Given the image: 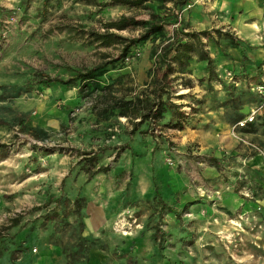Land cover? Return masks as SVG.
<instances>
[{
  "label": "rangeland",
  "instance_id": "374dc122",
  "mask_svg": "<svg viewBox=\"0 0 264 264\" xmlns=\"http://www.w3.org/2000/svg\"><path fill=\"white\" fill-rule=\"evenodd\" d=\"M95 1L108 0H0V264H254L242 263L238 235L227 230L237 224L236 208L219 202L223 191L241 185L235 168L241 160L220 139L223 124L230 125L239 143L264 156V104L254 125L236 124L262 102L252 83L264 75L258 63L264 19L257 42L262 53L253 61L242 57L252 62L249 68L231 65L225 80L214 72L194 92L176 88L188 94L184 99L193 101L199 118H189L180 132L156 126L129 134L128 119L116 109H93V86L112 83L116 95L127 97L128 85L131 94L143 87L174 23L189 24L196 3L210 12L212 0ZM151 10L170 23L131 46L130 53H139L129 61L120 58L118 43L104 46L86 33L122 13L147 19ZM222 28L227 34L219 42L237 43L234 31ZM116 31L136 36L142 26ZM228 58L222 50L214 67ZM94 66L90 78H71ZM211 105H223L226 123L204 118ZM258 127L255 139L235 133ZM212 128H218V145L204 148ZM91 155L95 163L85 159ZM99 166L107 169L95 170ZM15 216L17 224L3 228ZM261 254L257 264H264Z\"/></svg>",
  "mask_w": 264,
  "mask_h": 264
},
{
  "label": "crops",
  "instance_id": "0c3cea01",
  "mask_svg": "<svg viewBox=\"0 0 264 264\" xmlns=\"http://www.w3.org/2000/svg\"><path fill=\"white\" fill-rule=\"evenodd\" d=\"M200 8L201 5L198 3L194 4L192 15L190 16V23L188 24L190 30L218 28L217 26H220L221 29H223L222 27H228L234 31V35L237 38V43L227 42L226 38H223V40L219 42L222 35L218 38L217 34L213 31H211L212 34L210 36L202 37L204 48L217 64L221 63L219 61V55L222 50L228 54L229 58L222 61L221 67H213L216 76L225 80L224 71L231 65H235L239 71L241 67L244 66L249 68L252 62L244 64L242 62V57L246 56L248 60L253 61L258 59L262 53L261 46L257 44L262 37L260 32L261 24L259 25L264 19L262 0H212L209 7L206 6V9L210 12L204 11V9L201 11ZM212 12H214V14H212ZM225 42L227 43L225 44ZM175 73L179 75V77L191 78V85L186 86L191 92L200 89L208 79L212 81V78H209L206 60L199 58L196 52L186 61L183 68ZM151 75L152 73L149 74V79L146 80V82L150 80ZM178 91L177 89L175 94H178ZM182 93H185L183 97L175 96L177 98L176 100H181L176 102L187 103L183 105L181 109H183L184 106H189L188 103L191 105L193 104V101L190 102L184 99L188 94L186 92ZM198 93L194 94L198 95ZM196 103L198 104V102ZM220 108L214 109L211 105L208 107L205 114L201 112L199 114H203L204 118L211 120L215 117L216 121H219V123H226V119L222 114L223 105H221ZM185 111L187 113L186 122L189 118H199L198 112L195 110L193 111L192 109L190 112L188 110ZM166 112H168V110ZM168 114H171V111ZM256 119L253 122L247 123V125H254ZM166 120H168V117L162 119V121ZM184 127L181 129L172 128V130L180 132L184 130ZM230 128V125L223 124V128L221 127L223 133L220 141L225 138L226 140H224V142L227 145V150L241 160L235 166V168H237L236 176L239 178L241 185L240 187L238 186L236 190L227 189L223 191V195H221L219 202L227 209L233 211L234 208H236L237 210V216L234 218L237 224L228 223L227 230L236 232L238 235L236 244L241 251L240 253H242L239 254V257H242V263L252 260L254 264H257L260 261L262 251H264V156L256 151H251L248 145L239 143L237 139L230 134ZM192 129H195L192 134H198L195 133L198 132V128L194 127ZM218 132V128H212V131L209 132L210 137L207 139L209 140V144H206L204 148H214L218 145ZM259 132V127L255 131L238 129L235 131V133L253 139L256 138V134ZM221 217H223V215H221ZM226 219H228L227 216Z\"/></svg>",
  "mask_w": 264,
  "mask_h": 264
},
{
  "label": "trees",
  "instance_id": "16d2710c",
  "mask_svg": "<svg viewBox=\"0 0 264 264\" xmlns=\"http://www.w3.org/2000/svg\"><path fill=\"white\" fill-rule=\"evenodd\" d=\"M43 1L45 3L47 0ZM144 1L146 0H108L95 2L100 6L107 4H128L132 6L142 5ZM183 2L184 0H175L174 4L180 5ZM164 16L167 17L168 15ZM169 23L170 21L166 20L161 14L156 13L153 10L149 12V17L147 19L122 13L116 18L101 21L100 27L89 29L86 33L91 41L98 42L104 46L118 43L120 46L119 56L121 59H124V57L130 53L129 50L131 46L147 38L152 33L164 30L165 26ZM132 25L142 26V31L139 35L124 36L116 31ZM211 31L215 32L218 37L227 34L220 28L190 30L186 23L181 27H172L170 35H168V38L164 40L159 47V55L155 56V62L158 63V65L154 69L150 80L144 82L145 85L138 90H133L132 94L130 89L134 87L128 85V94H130L128 97L126 95H116L112 90V83L104 84L100 87H98L97 84L94 85L91 90V92L94 93L92 95L93 109L97 113L110 112L116 109L119 115H123L128 119L129 134L136 131L150 132L152 127L156 126H159L160 129L183 128L186 124L187 113L181 108L187 103H178L171 98L173 96L183 97L185 93L175 94V91L177 90L176 88L180 86H189L191 85L192 80L189 77H179L175 72L181 70L186 61L194 52H196L199 58L206 60L209 78H211V75L214 73L213 59L204 48V41H202L203 36H210L212 34ZM258 63L261 70V66L263 67L264 65V60L259 61ZM97 68L98 66L90 67L86 69L85 72H78L75 77L71 78H81L82 80L88 79L93 76L92 72ZM47 79L53 80L56 78L50 77ZM258 81H255V83ZM188 105L190 109H193L190 103H188ZM167 110H170L171 114L168 120L161 122L160 119L163 118ZM144 123L148 124V128L140 129V126ZM2 146L5 145L0 142V147ZM83 152L90 153L91 151ZM85 159L90 163H95L96 156L91 155ZM212 159L214 161L212 164L217 165V159L215 157H212ZM106 169V166H99L95 170ZM80 199L81 197H77L74 201L76 202V210H79L81 206ZM159 201L166 211H171L179 216L178 214H180V212L176 207L166 204L160 199ZM18 220L19 216L12 217L10 223L4 225L3 228H8L17 224Z\"/></svg>",
  "mask_w": 264,
  "mask_h": 264
},
{
  "label": "built area",
  "instance_id": "2783aa9c",
  "mask_svg": "<svg viewBox=\"0 0 264 264\" xmlns=\"http://www.w3.org/2000/svg\"><path fill=\"white\" fill-rule=\"evenodd\" d=\"M173 26L177 27V22H175ZM138 53H139L138 51H135L134 53L127 54L124 58L126 61H129L132 59V57H134V55H137ZM263 69H264V65H263ZM227 74L229 75L230 78H232V74L230 71H228ZM252 88L261 97L262 102L257 107H254L251 110H249L244 115V117L237 120L236 124L238 126H245L247 125V123L253 122L256 119V116L259 112L258 111L259 108H261L262 105L264 104V75L261 77V79L258 82L252 83Z\"/></svg>",
  "mask_w": 264,
  "mask_h": 264
}]
</instances>
